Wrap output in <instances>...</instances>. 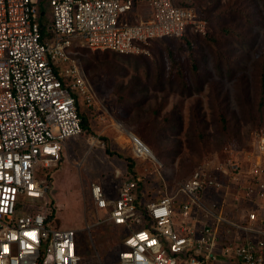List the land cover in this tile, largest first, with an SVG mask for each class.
<instances>
[{
    "label": "built area",
    "instance_id": "2783aa9c",
    "mask_svg": "<svg viewBox=\"0 0 264 264\" xmlns=\"http://www.w3.org/2000/svg\"><path fill=\"white\" fill-rule=\"evenodd\" d=\"M176 2L0 0V264H113L95 247L83 257L77 229L48 217L55 207L46 168L82 132L80 103L94 105L76 50L138 55L155 39L204 33L207 21ZM116 125L131 156L158 169L152 180L146 168L140 183L123 175L114 197L88 183L94 210L107 209L104 220L124 228L115 264H264V132L246 148L224 145L168 184L149 145Z\"/></svg>",
    "mask_w": 264,
    "mask_h": 264
},
{
    "label": "rangeland",
    "instance_id": "374dc122",
    "mask_svg": "<svg viewBox=\"0 0 264 264\" xmlns=\"http://www.w3.org/2000/svg\"><path fill=\"white\" fill-rule=\"evenodd\" d=\"M190 5L208 23L204 33L155 39L138 55L89 48L74 53L94 90V105H79L89 129L69 138L63 158L46 171L53 221L77 229L83 257L95 247L103 262L115 264L124 229L104 220L107 209L94 210L88 183L100 182L114 197L117 179L127 175L131 162L137 175L149 174L148 168L156 180L158 162L135 161L117 122L149 145L168 184L186 178L224 145L246 148L256 132H264V99L258 105L264 0H191Z\"/></svg>",
    "mask_w": 264,
    "mask_h": 264
},
{
    "label": "trees",
    "instance_id": "16d2710c",
    "mask_svg": "<svg viewBox=\"0 0 264 264\" xmlns=\"http://www.w3.org/2000/svg\"><path fill=\"white\" fill-rule=\"evenodd\" d=\"M176 3L177 4H180V5L191 6L190 3H183V2H181L179 0H177ZM207 27H208V23H207ZM206 30H207V28H206ZM80 49H82V48H80ZM259 81H260V93H261V95H260V101H259L258 105H259V107H261V105L263 104V99H264V58H263V60L261 62V66H260ZM79 114H80V117H81L82 130H88L89 127H88L87 118L84 115H82L80 112H79ZM228 145H231V144H228ZM231 146H234V145H231ZM129 164H130L129 166L131 168H130L128 174L134 176L137 179L138 183H140L141 182L140 179H142L144 177V175H137L136 172H135V170L133 169V164L134 163L131 162ZM54 210L55 209H53L52 212L48 215V217L51 218L52 220H53V211Z\"/></svg>",
    "mask_w": 264,
    "mask_h": 264
},
{
    "label": "crops",
    "instance_id": "0c3cea01",
    "mask_svg": "<svg viewBox=\"0 0 264 264\" xmlns=\"http://www.w3.org/2000/svg\"><path fill=\"white\" fill-rule=\"evenodd\" d=\"M135 161H137L139 164L140 163H144V162H146V161H144V160H142V159H138V158H134V157H132ZM136 162V163H137ZM128 174V173H127ZM117 183H118V181H117Z\"/></svg>",
    "mask_w": 264,
    "mask_h": 264
}]
</instances>
